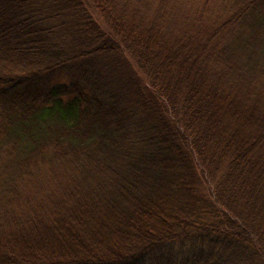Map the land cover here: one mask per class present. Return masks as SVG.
Here are the masks:
<instances>
[{
  "label": "trees",
  "instance_id": "16d2710c",
  "mask_svg": "<svg viewBox=\"0 0 264 264\" xmlns=\"http://www.w3.org/2000/svg\"><path fill=\"white\" fill-rule=\"evenodd\" d=\"M0 264H264V0H0Z\"/></svg>",
  "mask_w": 264,
  "mask_h": 264
},
{
  "label": "rangeland",
  "instance_id": "374dc122",
  "mask_svg": "<svg viewBox=\"0 0 264 264\" xmlns=\"http://www.w3.org/2000/svg\"><path fill=\"white\" fill-rule=\"evenodd\" d=\"M228 121L231 123L232 119L230 118V120H228Z\"/></svg>",
  "mask_w": 264,
  "mask_h": 264
}]
</instances>
